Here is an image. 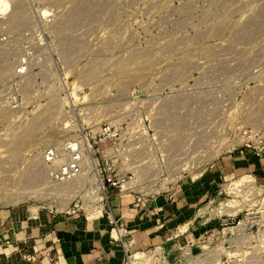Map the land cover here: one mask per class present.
<instances>
[{"label":"rangeland","instance_id":"rangeland-1","mask_svg":"<svg viewBox=\"0 0 264 264\" xmlns=\"http://www.w3.org/2000/svg\"><path fill=\"white\" fill-rule=\"evenodd\" d=\"M74 141L85 174L59 184L47 152L66 161ZM232 155L264 163V0H0V210L65 212L85 189L100 216L99 178L129 182L133 192L117 187L109 198L135 205ZM258 172L226 175L205 200L194 260L264 264ZM159 247L129 254L155 264Z\"/></svg>","mask_w":264,"mask_h":264},{"label":"crops","instance_id":"crops-1","mask_svg":"<svg viewBox=\"0 0 264 264\" xmlns=\"http://www.w3.org/2000/svg\"><path fill=\"white\" fill-rule=\"evenodd\" d=\"M251 162L252 156L246 159L232 155L218 169L154 197L143 207H136L130 196L113 194L115 221L129 231L125 245L116 240L107 214L87 220L34 207L1 209L0 264H126L127 252H142L158 245H164L159 248L170 253L166 254L171 261L177 259L178 251L191 247L197 229H202L194 222L205 200L217 194L226 175L258 172V167V173H264V163Z\"/></svg>","mask_w":264,"mask_h":264},{"label":"built area","instance_id":"built-area-1","mask_svg":"<svg viewBox=\"0 0 264 264\" xmlns=\"http://www.w3.org/2000/svg\"><path fill=\"white\" fill-rule=\"evenodd\" d=\"M69 146H67V149L70 153V158L66 161H63V155L61 152H55L54 150H50L47 152V163L49 166V174L50 178L57 182V183H68L72 180L80 179L84 176L85 172V165L83 163V151H84V145L81 142L74 141L73 143H69ZM97 185L98 190L105 192L107 203H108V210H105V213L107 214V217L109 218L110 222L114 226V230L116 233V240L122 242L125 245V239L128 236V229L123 226L119 225L113 216L112 210H111V201L109 198V189H116L117 187L126 189L121 191H130L133 192V189L129 187V182L125 183L128 185V188H124L123 184H121V179L117 178L116 175H107L104 176V178L97 179ZM120 185V186H119ZM93 191V190H92ZM96 197V198H94ZM154 197L150 198L153 199ZM97 196L94 195V193L90 192V190H79L76 193V196L71 202V206H68L66 211L64 213L73 215L75 217L84 216L87 220L94 219L99 217V214H96V209L93 207V204L98 203ZM138 204H135L136 207H143L146 206L148 203V198H139L137 197ZM150 201V200H149ZM86 203H91L92 206L90 209H84V205ZM83 212V214H81ZM103 212V211H102ZM99 213V212H98ZM101 214V215H102ZM100 215V216H101ZM159 248H157L158 250ZM191 248L187 249H181L179 256H177V261L173 264H197L199 262L200 264H204V259H196L194 260L193 252L191 251ZM129 252H127V264L129 262ZM159 261L156 258L158 262H155V264H171L170 258L165 253L159 254ZM30 259V258H29Z\"/></svg>","mask_w":264,"mask_h":264},{"label":"bare ground","instance_id":"bare-ground-1","mask_svg":"<svg viewBox=\"0 0 264 264\" xmlns=\"http://www.w3.org/2000/svg\"><path fill=\"white\" fill-rule=\"evenodd\" d=\"M171 109V108H170ZM58 113H60L59 112V109H58ZM36 160V159H35ZM35 160H34V162H35ZM37 161V160H36ZM33 162V163H34ZM38 162V161H37ZM33 165H35V164H33ZM39 170H44V169H42V168H40ZM35 172V171H34ZM44 173H45V171H44ZM38 174H39V172H38ZM37 174V175H38ZM41 176H44V174L42 175V174H40ZM36 176V175H35ZM38 177H39V175H38ZM45 177V176H44ZM251 177V176H250ZM254 179V178H253ZM39 182H40V178L39 179H37ZM41 180H42V177H41ZM45 180V178H43V181ZM79 180H82V178H80V179H77L76 181L78 182ZM72 181H74V180H72ZM244 181V183H246L248 186H250V188H254L255 186V181H252V180H246V178H244V180H242V182ZM38 182V183H39ZM71 182V181H70ZM42 183V182H41ZM40 184V183H39ZM64 184H66V183H64ZM74 184V185H73ZM73 184H71V185H73V189H70L71 191H73L77 186H78V183H73ZM71 185H69V186H71ZM240 185H241V183H240ZM244 185V184H243ZM238 186H239V183H238ZM245 186V185H244ZM81 186H79L78 188H80ZM234 187V186H233ZM77 188V189H78ZM248 188V187H247ZM233 189V188H232ZM239 189H241V188H239ZM250 190V189H249ZM68 191V190H67ZM90 192H92V190L90 191ZM66 194H67V192H65ZM139 254L140 253H135V254H133L132 256L130 255L129 256V263L128 264H135V261H136V259L138 258V256H139ZM144 255V254H143ZM147 255V254H146ZM145 255V256H146ZM144 256V257H145ZM147 257V256H146ZM145 257V258H146ZM134 259H135V261H134Z\"/></svg>","mask_w":264,"mask_h":264}]
</instances>
